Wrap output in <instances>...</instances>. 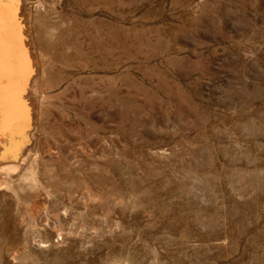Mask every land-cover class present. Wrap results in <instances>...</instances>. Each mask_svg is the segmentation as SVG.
<instances>
[{"label":"rangeland","instance_id":"rangeland-1","mask_svg":"<svg viewBox=\"0 0 264 264\" xmlns=\"http://www.w3.org/2000/svg\"><path fill=\"white\" fill-rule=\"evenodd\" d=\"M57 8L47 117L0 175V264H264V0Z\"/></svg>","mask_w":264,"mask_h":264},{"label":"bare ground","instance_id":"bare-ground-1","mask_svg":"<svg viewBox=\"0 0 264 264\" xmlns=\"http://www.w3.org/2000/svg\"><path fill=\"white\" fill-rule=\"evenodd\" d=\"M59 2L3 0L0 5L1 176L26 165L33 154L34 127L45 109L42 101L51 90L52 73L57 67L54 63L59 56L57 47L64 34L61 16L52 18L59 12ZM32 7L37 12L35 20Z\"/></svg>","mask_w":264,"mask_h":264},{"label":"snow or ice","instance_id":"snow-or-ice-1","mask_svg":"<svg viewBox=\"0 0 264 264\" xmlns=\"http://www.w3.org/2000/svg\"><path fill=\"white\" fill-rule=\"evenodd\" d=\"M2 3H3V0H0V5H2Z\"/></svg>","mask_w":264,"mask_h":264}]
</instances>
